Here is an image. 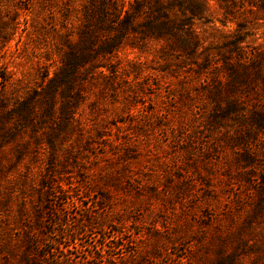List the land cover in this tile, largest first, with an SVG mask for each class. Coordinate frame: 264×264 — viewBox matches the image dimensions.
<instances>
[{
    "label": "rangeland",
    "instance_id": "1",
    "mask_svg": "<svg viewBox=\"0 0 264 264\" xmlns=\"http://www.w3.org/2000/svg\"><path fill=\"white\" fill-rule=\"evenodd\" d=\"M133 1L0 0V264H264V0Z\"/></svg>",
    "mask_w": 264,
    "mask_h": 264
},
{
    "label": "trees",
    "instance_id": "2",
    "mask_svg": "<svg viewBox=\"0 0 264 264\" xmlns=\"http://www.w3.org/2000/svg\"><path fill=\"white\" fill-rule=\"evenodd\" d=\"M107 6L111 8V10L119 13V0H106ZM151 0H134L133 3L130 5V12L126 13L123 19V23L121 24V30L119 35H117L118 38H120L125 31L130 30V33H136V19H138L140 16L145 15V13L148 11L151 15V21L152 22H144L145 25L143 26V32L141 31V36L145 37H154L157 39L162 38L165 35H169L171 33V23L170 18L168 16V13L166 12V8L162 5H157L155 3L150 2V9H148V3ZM159 0H154V2H158ZM170 5L172 6H183L184 4L180 1L181 0H169ZM152 5V6H151ZM169 5V6H170ZM190 9V8H189ZM121 22V21H119ZM145 31V35L143 34ZM169 48V47H168ZM233 115L235 116L232 120L233 124L237 123V119L240 117L242 119H245V123L248 125V131L242 133L243 136L239 139L244 141L246 146V152L249 155L256 156L257 154H260L261 156L264 155V110L261 113H249V117H246V113H237L235 112V106L230 110L228 116ZM246 117V118H244ZM244 123V122H243ZM242 123V124H243ZM241 124V125H242ZM251 128V129H250ZM5 137H8L12 134L11 131L2 132ZM241 136V135H240ZM252 168L250 169V172L248 173V179L249 181L255 185L257 188L256 195H257V202L258 207H256L255 215L264 217V160L259 162L257 166L255 165V161L252 162ZM49 213H51V216L53 214L52 210H47ZM51 234V233H49ZM78 233L77 230L73 231L71 234H69L70 238L76 239ZM118 235H112L109 236L107 240L111 244H114L112 247L113 249H117V238ZM103 239V238H102ZM104 240V239H103ZM39 242V241H38ZM41 246L46 247L45 243H41ZM116 244V245H115ZM38 245V244H37ZM74 245V243H73ZM103 247H106L103 244ZM110 250V248H108ZM56 250L54 248H48V250L41 254L36 256L39 261V264H57L56 259H50L49 256H54ZM60 263V262H59ZM109 264H115L114 262H107ZM61 264V263H60Z\"/></svg>",
    "mask_w": 264,
    "mask_h": 264
}]
</instances>
